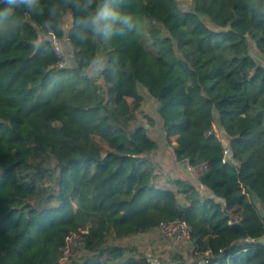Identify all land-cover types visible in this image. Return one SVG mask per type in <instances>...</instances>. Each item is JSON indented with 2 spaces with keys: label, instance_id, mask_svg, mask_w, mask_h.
<instances>
[{
  "label": "trees",
  "instance_id": "1",
  "mask_svg": "<svg viewBox=\"0 0 264 264\" xmlns=\"http://www.w3.org/2000/svg\"><path fill=\"white\" fill-rule=\"evenodd\" d=\"M78 2L0 21V264H59L80 228L73 264H150L130 237L175 219L191 226L194 264H264V0H117L132 26L107 40L82 28ZM53 33L70 47L62 68ZM142 87L175 161L211 163L199 184L159 176L160 143L131 126Z\"/></svg>",
  "mask_w": 264,
  "mask_h": 264
},
{
  "label": "rangeland",
  "instance_id": "2",
  "mask_svg": "<svg viewBox=\"0 0 264 264\" xmlns=\"http://www.w3.org/2000/svg\"><path fill=\"white\" fill-rule=\"evenodd\" d=\"M179 1L183 9H189L191 7L190 0ZM70 24L71 20L69 16L66 18V28H69ZM66 39L67 38H65L64 40ZM143 42L149 51H151L152 53H156L154 41L147 29L143 33ZM63 50L70 61L71 57L70 54L67 53V48L64 49L63 47ZM254 54L259 57L258 52L255 50ZM98 70L100 71V69ZM88 71L91 75L98 76L97 69H88ZM99 81L102 82L103 85H105L104 81H102L101 78L99 79ZM141 91L145 94L146 101L144 102L143 107L137 112L135 118L131 120V126L137 127L139 125H144L148 127L151 135L160 143V149L154 155L160 172L159 176L164 175L168 177H188L195 183L199 184L198 170L193 167L190 168L188 163H180L175 161L174 159L173 150L170 145L172 144V142H175V137H172L171 141H169L166 137L163 129V119L159 113L160 102L150 96L147 90L143 87L141 88ZM129 101L132 102V99H129ZM148 115L152 117V122H149V120L146 118ZM215 126L218 128L217 125ZM221 137H223L225 145L228 146L225 132ZM162 182L166 183L165 181ZM164 185H169V183ZM178 198L182 202V195L178 194ZM130 240L131 242L138 245L140 250L142 249L145 252L147 261L150 264H163L164 261H169L171 256L174 255H181L184 258L186 264H194L196 262L194 249L189 238L184 240H176L172 236H168L167 234H165L159 227L150 232L134 235L130 237ZM83 251V249H79L78 257L83 253Z\"/></svg>",
  "mask_w": 264,
  "mask_h": 264
},
{
  "label": "clouds",
  "instance_id": "3",
  "mask_svg": "<svg viewBox=\"0 0 264 264\" xmlns=\"http://www.w3.org/2000/svg\"><path fill=\"white\" fill-rule=\"evenodd\" d=\"M6 3L8 6L0 11V21L9 20L15 10L21 7L29 11L37 10L40 0H6ZM93 3L94 0H83L82 3L78 2L76 7L88 13L80 23L83 29L91 32L94 36H100L107 40L120 31L119 25L132 26L131 18L123 16L116 7L117 0H102L95 11L88 12ZM81 38L85 39L86 36ZM94 63H99V61H94Z\"/></svg>",
  "mask_w": 264,
  "mask_h": 264
},
{
  "label": "built area",
  "instance_id": "4",
  "mask_svg": "<svg viewBox=\"0 0 264 264\" xmlns=\"http://www.w3.org/2000/svg\"><path fill=\"white\" fill-rule=\"evenodd\" d=\"M52 44L59 55V60L55 65L57 68L65 67L68 63V56L63 50L61 40L53 33L51 36ZM214 134L219 139L223 140L224 130L215 125L208 132ZM228 154V150L226 151ZM189 165V164H188ZM190 168H192L189 165ZM159 228L168 236H172L176 240H184L190 237L191 226L183 220H163L159 224ZM89 233L88 228H80L78 231L69 233L64 240V244L60 247L59 264H73V260L78 257L79 249H82L85 235Z\"/></svg>",
  "mask_w": 264,
  "mask_h": 264
},
{
  "label": "crops",
  "instance_id": "5",
  "mask_svg": "<svg viewBox=\"0 0 264 264\" xmlns=\"http://www.w3.org/2000/svg\"><path fill=\"white\" fill-rule=\"evenodd\" d=\"M69 48H70L69 45H67V51L69 50ZM210 165H211V163H205V164H202V165L195 167V169L198 170V176L201 175ZM262 242L264 243V238L262 239Z\"/></svg>",
  "mask_w": 264,
  "mask_h": 264
},
{
  "label": "water",
  "instance_id": "6",
  "mask_svg": "<svg viewBox=\"0 0 264 264\" xmlns=\"http://www.w3.org/2000/svg\"><path fill=\"white\" fill-rule=\"evenodd\" d=\"M229 154L232 152L231 150H228Z\"/></svg>",
  "mask_w": 264,
  "mask_h": 264
}]
</instances>
